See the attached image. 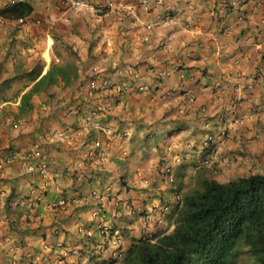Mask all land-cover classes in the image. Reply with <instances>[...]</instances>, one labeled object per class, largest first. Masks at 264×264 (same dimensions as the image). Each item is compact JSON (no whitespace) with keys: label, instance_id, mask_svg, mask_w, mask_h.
Listing matches in <instances>:
<instances>
[{"label":"crops","instance_id":"obj_1","mask_svg":"<svg viewBox=\"0 0 264 264\" xmlns=\"http://www.w3.org/2000/svg\"><path fill=\"white\" fill-rule=\"evenodd\" d=\"M19 1L34 10L0 18L2 75L34 59L42 74L78 70L52 97L34 95L25 118L2 113L17 112L32 82L0 100V264H94L99 246L98 264H121L132 241L171 230L172 191L206 158L229 161L232 179L264 173V0H85L105 7L96 18L54 0L0 9ZM156 124L164 140L144 147ZM93 141L103 148L82 157Z\"/></svg>","mask_w":264,"mask_h":264},{"label":"trees","instance_id":"obj_2","mask_svg":"<svg viewBox=\"0 0 264 264\" xmlns=\"http://www.w3.org/2000/svg\"><path fill=\"white\" fill-rule=\"evenodd\" d=\"M33 10L29 2H12L0 9V18L19 22ZM42 68L40 60L29 63L19 60L13 65V73L3 76L0 66V100L7 101L17 95L15 83L32 82L21 95L17 112L2 113L3 118L10 115L17 121L27 117L33 108L34 95L45 93L52 97V87L59 82L68 87L77 78L74 61L51 63L44 74ZM166 134L163 124L149 126L141 144L157 147ZM199 169L193 187L185 189L182 183L177 184L180 194L168 216L171 230L146 234L132 241L121 264H264V173L219 182L203 175L208 168L202 165ZM10 196L13 191L5 207Z\"/></svg>","mask_w":264,"mask_h":264},{"label":"built area","instance_id":"obj_3","mask_svg":"<svg viewBox=\"0 0 264 264\" xmlns=\"http://www.w3.org/2000/svg\"><path fill=\"white\" fill-rule=\"evenodd\" d=\"M54 1H55L56 8L59 11H70L72 14L85 13V14H88V15L95 17V18L100 17L105 13V7L93 5V4H91L85 0H54ZM239 19H242V17H240ZM143 89L144 88H141V87L139 88V90H143ZM94 127L97 130H101V131H104L105 133L109 134L107 128L100 122H94ZM116 137L120 138L119 135H117ZM216 138H217V136L214 137V136L208 135L204 141L203 146L207 147L206 145L212 143L213 140H215ZM101 148H103V146L100 143V141H93L90 143L89 147L86 150H84L82 157H87V158L91 157V156H93L94 152L100 150ZM105 148H107V144L105 145ZM174 201L176 203L178 201V197H175ZM57 204H58V206H64L65 205V203L63 201H58ZM126 208H127V212H129L130 215L136 213V210L131 209L129 206H126ZM167 210H168L167 205L163 206L159 209L158 214H159L160 219L158 220V222H160V220L163 219ZM105 251H106V249L104 247H100V246L98 249H96V251L94 252V255L92 256L93 261H95L94 264H98L97 258H95V256L98 254L101 256ZM112 256L115 259H119L122 257L121 253L116 252V251L112 252Z\"/></svg>","mask_w":264,"mask_h":264},{"label":"rangeland","instance_id":"obj_4","mask_svg":"<svg viewBox=\"0 0 264 264\" xmlns=\"http://www.w3.org/2000/svg\"><path fill=\"white\" fill-rule=\"evenodd\" d=\"M196 139L197 140H202L203 137L200 136V137H198ZM177 140H179V138H177ZM173 143H175V141H173ZM171 156H173V155L171 154ZM206 157H208V155ZM213 157H215V154H214ZM213 157L206 158V160H207L206 162H203L205 160L202 161L201 164L203 165V167L208 168V172H205L203 175L206 176V177H212V178L216 179L219 182H226V181L232 179L233 178L232 174L230 172H228L229 168L228 169L226 168V165H228L229 161H226L225 158L223 157V160H221V158L219 159L221 161L220 162L221 165L218 168L217 167H214V166L213 167L212 166L210 167L211 163L215 161V158H213ZM216 159H218V158H216ZM200 160H202V159H199V161ZM219 160H218V162H219ZM191 174L192 173H190V171H189L188 172V175L182 179V186H184L185 189L186 188L193 187L195 185V183H196V181H195V175L192 176ZM195 174H196V172H195ZM189 175H191V176H189ZM173 185H175V184L173 183ZM176 187H177V185L174 187L175 188L174 189L175 191H172V193H174V194H180L179 191L176 190Z\"/></svg>","mask_w":264,"mask_h":264}]
</instances>
